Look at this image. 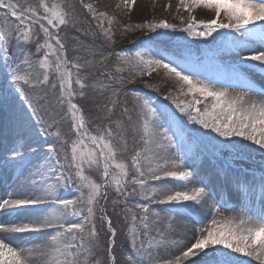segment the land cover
<instances>
[{
  "label": "rangeland",
  "instance_id": "obj_1",
  "mask_svg": "<svg viewBox=\"0 0 264 264\" xmlns=\"http://www.w3.org/2000/svg\"><path fill=\"white\" fill-rule=\"evenodd\" d=\"M5 3H8V0H5ZM12 3L17 5L18 12L31 7L40 15H44L40 6L41 0H12ZM43 3L48 4L49 7L53 4L59 5L68 13L67 25L59 26L58 29H52L46 21L40 23L59 35L65 45V55L68 60H75L83 65L80 77L87 85L83 90L86 95L76 96L73 102L83 110L88 131L98 135L100 131L110 127L116 134L113 141L117 149L116 160L128 165L129 180L136 176L135 169L131 165V157L138 151L141 152L140 164L145 173L141 177L146 181L143 187L128 183L124 188L127 195L118 194L114 184L102 190L106 193V198L102 196L94 205L93 222L96 236L93 238L88 235L87 225L83 234L85 246L94 245L92 254L82 256L81 259H87V264H111L109 257L112 255L115 257V264H128L125 258L129 254H136L132 248L133 236H135V244L137 246L143 244L146 250L144 264H167L161 260L158 253V247L163 240L161 232L165 229L159 224L161 216H165L169 224L179 217L187 221L191 229L186 226L181 232L189 236L191 230L193 243L201 235L207 234L206 229L212 227L213 219L224 221L227 218H234L238 210L246 216L255 218L254 211L248 205L240 200L237 203L234 201L235 198L227 199L226 195L222 196L220 190L215 194L213 191L218 187L214 185L216 182L220 181L221 184L227 175L231 176V174L252 179L256 182L253 187L260 190L261 177H264V150L251 149L248 143L240 138L233 140L244 144L243 150L231 145L224 147V144L220 143L221 141L228 143L224 138L198 124L189 123L188 117L177 109L173 100L189 102L193 96L182 94L181 83L162 67H154L149 74L144 67L138 66L139 58L136 53H141L145 61L159 60L161 64L170 63L184 74L192 75L194 80L215 89L225 90L230 96L244 95L249 101L257 97L264 99V96L259 95L264 91V74L261 73V69L241 65L237 50L232 48L226 35L214 33L213 37L201 40L179 31L189 20V12L180 5V0H135L134 5L128 6H125V0H82V2L81 0H43ZM87 4H91L95 9L97 13L95 18L84 7ZM99 13L104 15L101 16ZM24 14L29 15L27 12ZM191 15H194L197 21H208L213 18V13L203 8L194 9ZM160 21L175 25L177 30L166 32L157 29L156 32H152L145 27L146 24ZM28 26L34 29L33 40L42 43L45 37L40 31L39 24H33L30 19L20 24L11 16L8 8L0 9V31L15 34L18 27ZM105 30H110V38L105 35ZM226 31L222 30V33ZM51 43L54 47H58L55 41ZM25 47L34 54L33 71L42 73L44 69L39 68L35 61L44 56V51L36 53V42L28 43ZM129 47L131 51H128ZM13 50H15L14 43ZM117 54L125 57L127 62L124 59H117ZM51 60H54V57H50ZM88 61L91 63H87ZM117 67L124 70L117 71ZM11 71L9 65L0 58V198H7L9 194L12 198H24L30 193L38 195L43 191L42 188L52 186L61 196L54 199L57 203L61 199H76L78 193L75 190V183L64 188L57 186L55 181V175L74 170L61 168L54 160L46 158L50 145L55 146L57 152L60 150L54 135L56 131H59L69 142L75 138V133L71 131L70 119H62L67 111V104L61 106L57 102L60 89L55 73H50V83H57L58 87L52 90L45 85L33 88L22 82L14 84ZM72 71L75 72V69ZM21 72L23 74V67ZM129 80L132 82L125 83ZM72 86L79 90V86L75 83ZM17 89L23 90L27 100L22 98L21 92ZM113 90H118V93L114 95ZM183 91L187 92V86H183ZM196 98H199L198 94ZM143 100L149 101L155 108L165 113V119L161 121L164 128L159 129L160 132L170 128L169 135H172L173 131L181 127L185 130V134L180 137L181 142L175 148L158 147L159 143H165L158 137L156 146L163 151L164 156L161 163L152 159L153 144L148 146L149 150H144L145 144L142 139L144 121L140 108V102ZM29 101L35 109V115L28 106ZM112 101H115L114 105ZM105 106L111 107L112 111L109 113ZM200 107L203 108V105ZM37 116L42 118V124L37 122ZM64 147L67 149L68 145ZM62 158L63 154H61ZM173 163L182 166L173 167ZM157 167L160 180L154 179L153 174L148 171L149 168ZM53 168L55 173L52 171ZM102 171V167L91 169L87 165L84 167V174L97 183H103ZM109 171L118 175V170L114 167ZM165 171H192L193 183L181 186L182 182L165 177ZM159 186L166 187L165 189L168 187L169 192L160 197L156 191ZM18 187H20L19 192ZM193 187H205L206 197L209 198L206 212L198 211L197 204L192 202L159 204L153 199L146 198L166 199L168 194L190 192ZM84 191L86 194L87 189ZM253 202L256 204L257 200L253 198ZM140 204L148 208L147 213L137 207ZM75 207L86 209L87 205L77 201ZM217 208L220 209L219 213L215 211ZM83 214L86 215V211ZM102 216L107 219H101ZM133 216L136 217L134 224ZM6 217L19 219V223H24L22 218L29 215L0 214V223H4L3 218ZM64 217L65 227L70 222H79V217L66 215ZM141 217H145L143 223ZM108 219L111 220L112 228L116 230L115 245L111 251H109L111 232ZM144 224L147 227H144ZM132 228L135 229L134 232L130 231ZM57 231L62 229L57 228ZM77 236L79 237L80 233H77ZM39 237L37 235L34 239L37 240L34 251L43 247L41 240H38ZM62 238L67 239L65 244L75 243L77 248L81 243L80 239L73 241L71 234ZM48 239L51 240V235ZM30 244L33 242L24 243L21 248L15 249L22 252ZM218 247L222 248V246ZM30 251H32L29 253L31 255H28L33 257L35 252L32 249ZM68 251L76 252L77 249H68ZM222 251L229 253L232 264H262L253 257L230 253V250L222 249ZM48 255L39 258L37 264H48L51 260ZM194 259L188 264H199L200 255L197 254Z\"/></svg>",
  "mask_w": 264,
  "mask_h": 264
},
{
  "label": "snow or ice",
  "instance_id": "obj_2",
  "mask_svg": "<svg viewBox=\"0 0 264 264\" xmlns=\"http://www.w3.org/2000/svg\"><path fill=\"white\" fill-rule=\"evenodd\" d=\"M129 4L134 5L135 0H125V6ZM180 5L184 7L185 11L189 12V20L187 25L180 28L179 31L201 40L213 37L214 33L226 35L232 48L237 50L239 63L253 69L260 68L261 73L264 74V0H180ZM40 6L43 8L44 15H40L36 9L31 7L24 9L23 12H18L16 10L17 5L12 3V0H8V3H5V0H0V9L8 8L11 16L19 21L20 24H24L29 19L32 20L33 24H39L40 31L43 32L45 37L42 43L34 41L35 32L31 26L18 27L15 34L11 32L6 34L4 31H0V58L12 69L10 75L14 84L22 82L33 88L45 85L55 90L58 84L50 83V73H55L60 89L57 102L61 106L67 104V111L62 119H70L71 131L75 133V138L69 142L62 137L59 131H56L54 135L60 145V150L57 152L56 147L50 145L46 158L54 160L61 168L74 170L55 175V181L57 186L64 188H68L75 183V190L78 195L76 199L59 200L58 206L56 200L51 202L48 200V197L55 190L54 187L51 190L44 188L45 195L30 193L24 198H12L9 194L7 198H0V214L29 215L37 218L29 223H19L15 226H7L4 223H0V230L17 234H39L45 228L57 227L62 229V231L51 234L53 248L51 260L48 264H87V259H81V257L91 255L94 245L89 244L86 247L83 243V234L87 225L89 226L88 235L93 238L96 236L93 222L95 215L94 205L99 202L102 196L106 198V193L102 190L114 184L118 194L127 195L124 192V188L128 183L143 187L146 181L142 180L141 177L145 173L140 164L141 152L138 151L131 157V165L135 169L136 176L129 180L128 165L116 160L117 149L113 142L116 134L110 127L100 131L98 135H93L88 131L83 110L73 102L76 96L84 97L86 95L83 90L87 85L80 77V70L83 65L75 60H68L65 55V45L59 35L49 30V27L58 29L59 26L67 25L68 13L56 4L49 7L48 4L43 3V0H41ZM84 7L92 13L93 18L96 17L97 13L91 4L84 5ZM198 8L212 12L213 18L208 21H197L191 13ZM177 10L179 11V7ZM25 12L29 13V15L25 16ZM99 15L103 16L104 13H99ZM41 21H46L49 27H45L43 23H40ZM145 27L152 32H156L157 29H163L166 32L168 30H177L175 25L166 21L146 24ZM222 30L227 31L222 33ZM109 32L110 30H105V35L110 38ZM51 41H55V45L58 47H54ZM32 42H36L37 54L42 50L45 53L42 58L35 61L39 68L44 69L42 73L33 71L34 61L32 57L34 54L25 47L26 44ZM13 43L15 44V50H13ZM136 56L139 58L138 66L144 67L149 71V74L154 70V67H162L181 83L182 94L193 96V99L189 102L173 100L177 109L188 117L189 123L198 124L202 128L209 129L219 137L224 138V141L228 142H220L224 144V147L231 145L243 150L245 145L233 140V138H240V140L250 141L251 144L264 150V100L249 101L244 95L230 96L225 90L215 89L201 81L194 80L192 75L184 74L182 70H177V67L172 66L170 63L161 64L159 60L145 61L141 53H136ZM50 57H54V60L50 61ZM117 59H124L127 62V59L122 57L121 54H117ZM87 63H91V61ZM22 67L23 74L21 72ZM72 69H75V72ZM123 70L117 67V71ZM128 82L131 83L132 81L129 80ZM73 83L79 86V90L73 88ZM183 86H187L186 93L183 91ZM17 90L21 92L22 98L27 100V97L23 95V90ZM117 93L118 90H113L114 95ZM197 94L199 98H196ZM259 95L264 96V91L259 93ZM137 99L139 100V94H137ZM206 101H210V103H205ZM112 104L114 105L115 101H112ZM200 105H203V108ZM28 106L32 108L30 101ZM140 108L144 121L142 125L144 150H149L148 146L157 137L165 142L159 143L158 147L165 149L177 147L181 142L180 137L185 134V130L181 127L177 131H173L172 135H169L170 128L160 132L159 129L164 128V124L161 121L165 119V113L155 108L147 100L140 102ZM32 110L35 115V109L32 108ZM107 111L110 113L112 108L107 107ZM36 118L38 123H43L42 118L38 116ZM49 126L51 127V125ZM43 134L41 133V135ZM64 145H68V148L66 149ZM61 154H63L62 159ZM21 159H23V156H21ZM85 165L89 169L102 167L103 183H97L86 176L84 174ZM181 166L173 163V167ZM111 167L118 170V175L110 173L109 169ZM158 167L156 169H148L156 180L161 179ZM52 171L55 173V168ZM164 176L174 181L182 182L181 186L193 183L192 171H165ZM74 177L76 178L75 180ZM205 187H193L190 192L168 194L166 199L146 198L153 199L155 203L159 204L192 202L201 205L206 196ZM245 187L248 188L249 186L245 183ZM84 189H87L86 194ZM260 198L262 203H264V177H261ZM77 201L81 204H86V209L75 207ZM49 204L61 216L79 217V222H70L65 227L62 223L54 224L47 217L40 221L38 218L49 211V208L46 207ZM137 207L141 208L145 213L148 212V208L143 204L137 205ZM85 211L86 215L83 214ZM215 211L219 213L220 209L217 208ZM101 219L107 218L102 216ZM132 220L134 224L136 217L133 216ZM144 220L145 217H141L142 223ZM107 223L111 232L109 238V251H111V248L115 245L116 230L112 228L110 219L107 220ZM144 227H147V225L144 224ZM130 231L134 232L135 229L132 228ZM206 232V235H201L195 239L194 243L182 253L183 258L199 254V264H232L229 253L222 251L223 249L230 250V253L253 257L264 264V211L255 218L241 215L238 221L236 218H227L224 221L213 219L212 227L206 229ZM77 233H80L79 237ZM68 234H71L73 241L81 240L78 248L75 243H62L61 238L68 236ZM218 246H222V248ZM148 247L150 248L151 245ZM132 248L136 254H129L125 258L128 264H144V253L146 250L143 244L139 246L135 244V236H133ZM68 249H77V251L70 252ZM80 250L84 251L81 252ZM60 256H63L64 259L61 260ZM221 257H223L222 260ZM109 259L111 264H115L114 256L110 255ZM179 261L180 257H177L175 261H168L167 264H179ZM0 264H30V261L0 238Z\"/></svg>",
  "mask_w": 264,
  "mask_h": 264
},
{
  "label": "bare ground",
  "instance_id": "obj_3",
  "mask_svg": "<svg viewBox=\"0 0 264 264\" xmlns=\"http://www.w3.org/2000/svg\"><path fill=\"white\" fill-rule=\"evenodd\" d=\"M253 99V98H252ZM256 101L259 100H264L261 97H257L255 99ZM158 137L153 141V147H152V159L153 161H156L158 163H161L164 159L163 156V151L159 150L156 146V141H158ZM246 143H248V145L250 146L251 149H258V146L251 144L250 141H246ZM166 154V153H165ZM167 156V155H166ZM166 158V157H165ZM167 159V158H166ZM225 185H229V187H227L226 191H229L228 194H232L234 197L231 198H235L234 201H238L240 200L243 204L248 205L253 211L254 214L256 216H258L262 211H264V203H262L261 198H260V193H261V189H255L253 186L256 184L255 181H253L250 178L244 177L241 178L240 176L236 177V175L231 174L227 175V178L224 180ZM245 183L249 186L248 188L245 187ZM220 185V181L216 182V184H214L215 186ZM222 185V184H221ZM53 187L50 186L49 190H51ZM55 188V187H54ZM166 187H162L159 186L157 187V192L158 195L160 197L165 196V194H167L169 192V189L167 187V189H165ZM18 192L20 191V187L17 188ZM44 189V188H42ZM232 189V191L230 190ZM216 190V189H214ZM233 192V193H232ZM213 194V193H212ZM38 195H45L44 191H41ZM207 196V195H206ZM204 198V201L202 202L201 205H197V210L201 211V212H206V208H207V201H208V197ZM60 193L56 192V189L52 192V195L49 196L48 198H51L49 201L51 202L52 200H54L55 198H60ZM253 198L254 200H257L256 204H254L253 202ZM58 206V203H57ZM46 207L49 208V211L45 214H42L38 219L40 221H42L43 219H45V217H47L48 219H50L54 224H64V220L65 217L61 216V214L59 212H56L54 210V208L51 207V205H46ZM236 210H238L236 208ZM244 215L243 213L239 212V210L234 214V218L237 219L241 216ZM23 222L24 223H29L30 221L36 220V217H23ZM166 217L165 216H161L160 217V221L159 224H161L163 227H165L164 232L162 231V238L163 240L161 241V244L159 245V256L161 257V260L164 262H168V261H175L177 259V257H180V261L179 264H188V263H192V261H194L195 256L193 257H188V258H183L182 253L184 251H186L191 244L193 243V234H191V230H190V234L189 236H185L184 233L181 232V229L189 227V224L187 221H184L183 219H181L180 217L176 220H174V222H171V224L167 223L166 221ZM5 225L7 226H15L16 224H19V219H8L3 218ZM67 221V219H66ZM39 226V225H37ZM190 228V227H189ZM55 227H49V228H45L41 233L36 234V233H24V234H17V233H11V232H6V231H2L0 230V238L3 239V241H5L9 246L14 247L16 249L21 248L23 246L24 243H30L33 242V244H30V246L26 249H24V251L20 252L22 256L26 257L29 259L30 264H37V260L39 258H42L43 256H45L46 254H49L48 257L51 258V251L53 248L52 245V241L48 239V237L56 232ZM191 229V228H190ZM2 231V233H1ZM156 231V230H155ZM37 235H39V239L41 240L40 242L43 244L42 249L36 250L34 251V247L36 246V241L34 240ZM62 243L65 244L67 239L66 238H61ZM35 252V255L29 256L31 254L32 251ZM29 254V255H28ZM61 260L64 259L63 256L59 257Z\"/></svg>",
  "mask_w": 264,
  "mask_h": 264
},
{
  "label": "trees",
  "instance_id": "obj_4",
  "mask_svg": "<svg viewBox=\"0 0 264 264\" xmlns=\"http://www.w3.org/2000/svg\"><path fill=\"white\" fill-rule=\"evenodd\" d=\"M155 39H158V38H155ZM128 51H131V47H129ZM118 79V78H117ZM128 82V81H125V83ZM125 83H123L125 85ZM122 84V85H123Z\"/></svg>",
  "mask_w": 264,
  "mask_h": 264
}]
</instances>
